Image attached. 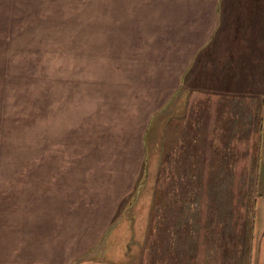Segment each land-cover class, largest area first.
I'll use <instances>...</instances> for the list:
<instances>
[{
    "label": "rangeland",
    "instance_id": "rangeland-1",
    "mask_svg": "<svg viewBox=\"0 0 264 264\" xmlns=\"http://www.w3.org/2000/svg\"><path fill=\"white\" fill-rule=\"evenodd\" d=\"M207 1L0 0V259L15 258L33 227L37 234L53 217L50 240L71 264H135L144 251L132 221L144 214L136 209L146 192L153 195L147 263L158 264L159 111L172 87L169 80L162 97L160 67L193 49L201 25L194 13ZM254 1L238 0L236 17L246 18ZM192 73L189 88L197 84ZM200 117L190 112L198 126ZM189 124L184 135L204 151L200 131L193 134ZM182 159L188 172L190 160ZM196 161L200 167L202 159ZM234 188L241 193L243 186ZM76 198L83 202L73 210ZM66 211L71 216L64 219ZM45 243L41 238L34 250ZM223 253L234 264L236 251ZM32 255L30 248L19 257Z\"/></svg>",
    "mask_w": 264,
    "mask_h": 264
},
{
    "label": "crops",
    "instance_id": "crops-1",
    "mask_svg": "<svg viewBox=\"0 0 264 264\" xmlns=\"http://www.w3.org/2000/svg\"><path fill=\"white\" fill-rule=\"evenodd\" d=\"M237 2L230 0L229 5L220 6L221 0H208L199 7L194 14L201 24L200 34H194L193 49L183 52V58L176 59L174 64L170 59L160 67L162 97L169 80L172 87L159 111L160 226L154 228L155 234H159L158 264H221L219 260L226 264L223 251L227 249L236 251L234 264H264V11L259 10L264 0H255L251 7L255 11L248 9L242 19L235 15ZM250 25H255V30ZM203 58L206 60L201 66ZM190 69L197 82L191 88L185 83ZM190 112L192 117L201 116L199 126L189 119ZM186 122L190 123V132L200 131L204 151H195L200 149L196 137L184 135ZM232 154L243 156L233 158ZM184 156L190 160L188 172L182 171ZM196 157L202 159L200 167L196 166ZM168 165L171 171L167 173ZM229 176L231 180L226 179ZM153 193L155 197V190ZM116 195H120L119 189L114 198ZM150 199L153 195L146 192L139 193L137 199L143 203L136 210L144 214L135 213L132 235L137 243L142 241L144 252L135 264H148L149 260L145 246L152 233ZM82 202L76 198L70 207L76 210ZM50 209L52 212L51 205ZM64 215V219L71 216L67 211ZM54 220L49 217L37 234L34 226L30 240L22 242L23 250L19 243L17 256L0 259V264H55L57 253L50 240ZM56 222L64 223L61 219ZM238 232L244 236L240 237ZM41 238L48 245L34 250ZM30 248L32 258L19 257ZM244 253L245 257L241 256ZM121 254L125 255L124 251ZM57 255V264L72 263L65 255ZM100 264L118 263L104 259Z\"/></svg>",
    "mask_w": 264,
    "mask_h": 264
},
{
    "label": "trees",
    "instance_id": "trees-1",
    "mask_svg": "<svg viewBox=\"0 0 264 264\" xmlns=\"http://www.w3.org/2000/svg\"><path fill=\"white\" fill-rule=\"evenodd\" d=\"M147 165H148V164H147ZM159 178H160V172H159ZM159 178H158V185H157L158 187H157V189H155V197H156V196H159ZM155 197H154V198H155ZM155 202H157V203L159 204V201H158V200L155 201Z\"/></svg>",
    "mask_w": 264,
    "mask_h": 264
}]
</instances>
